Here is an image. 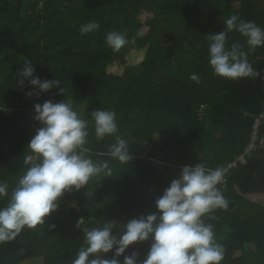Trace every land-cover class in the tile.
<instances>
[{"label": "trees", "instance_id": "16d2710c", "mask_svg": "<svg viewBox=\"0 0 264 264\" xmlns=\"http://www.w3.org/2000/svg\"><path fill=\"white\" fill-rule=\"evenodd\" d=\"M233 14L264 28V0H0V182L9 193L0 207L7 206L31 166L24 160L41 127L33 119L36 103L70 102L89 121L85 155L112 169L111 177H93L79 191L65 193L45 225L25 227L0 243V264H72L86 246L84 229L108 220L122 225L154 212L155 199L186 164L223 169L243 154L264 106V46L249 51L245 37L229 33L228 46L240 44L259 75L231 80L213 72L210 36L223 31V21ZM91 21L99 28L82 35L80 26ZM111 31L128 39L119 51L106 44ZM128 44L143 50L142 64L126 67L122 75L109 73L110 65L124 61ZM183 54L190 55L195 70L174 73ZM25 60L42 81L61 84L26 95L38 89L27 80L23 87L18 83ZM99 108L115 112L116 135L131 151L129 164L108 155L115 136L96 138L90 114ZM216 129L222 130L219 137ZM259 136L264 139V123ZM145 144L149 149L141 156ZM219 188L228 207L205 222L223 246L221 264H264V149L233 167ZM80 217L84 223L77 226ZM149 246V241L132 245L124 255L135 250L143 260Z\"/></svg>", "mask_w": 264, "mask_h": 264}, {"label": "clouds", "instance_id": "9594fccd", "mask_svg": "<svg viewBox=\"0 0 264 264\" xmlns=\"http://www.w3.org/2000/svg\"><path fill=\"white\" fill-rule=\"evenodd\" d=\"M223 31L211 34L208 48L209 64L216 75L237 80L259 75L248 61L242 46H228V34L236 31L246 38L249 51L264 46V28L253 21H246L237 14L223 21ZM95 21L80 26V33L96 31ZM108 47L119 51L128 43L124 33L111 31L106 34ZM28 60L18 71V83L24 81L38 89L26 95L47 93L58 87L59 80H41ZM190 79L199 83V77ZM63 93V88H59ZM2 109V107H0ZM33 119L39 127L27 148L29 155L24 163L31 164L11 192L6 207H0V243L11 241L25 227L45 225L46 218L59 208L65 193L79 191L93 177H111L107 161L95 162L85 153L89 150L88 120L79 116L70 102L54 103L46 100L33 105ZM97 139L115 136L108 155L121 164L132 160L128 143L116 135L118 124L114 111L97 109L90 114ZM224 179L222 169H210L203 162L184 165L170 181L163 193L154 201L155 211L132 218L122 225L117 221L105 222L101 227L84 229L85 247H82L72 264H221L223 246L217 243L213 226L205 222L216 209H226L228 201L218 187ZM9 196L8 185L0 182V199ZM84 223L83 217L77 226ZM49 229L55 225H49ZM114 229L117 230L114 232ZM150 242L143 260L133 250L124 255L130 246ZM112 253L108 258V254ZM123 256L121 260L120 257Z\"/></svg>", "mask_w": 264, "mask_h": 264}, {"label": "rangeland", "instance_id": "374dc122", "mask_svg": "<svg viewBox=\"0 0 264 264\" xmlns=\"http://www.w3.org/2000/svg\"><path fill=\"white\" fill-rule=\"evenodd\" d=\"M143 19L146 17V14H144ZM202 28L205 29V25H202ZM127 54L126 57L124 58V61H118L113 63L112 65L109 66L108 68V72L114 75H122L124 72V69L126 67L129 66H134L135 68H137L138 66H140V64H142V59H143V50H139L137 48H135L134 45L132 44H128L127 45ZM180 62L179 63H175V67L172 71H174V73H178L180 71V73L182 72L181 69L187 73L189 72H193L195 70V64L191 62V57L190 55H180ZM172 71L170 70V72L172 73ZM157 79H159V75H157ZM215 136L219 137L220 133L222 132L221 129H216L215 131H213ZM165 138L162 136H158L156 137V140L158 141H162ZM149 149V145H143L142 150H141V156H146L147 151ZM158 168H160V165L158 166ZM117 231V230H116ZM236 255L238 256L239 253H236ZM21 264H41L39 261H35V260H30V261H25L22 262Z\"/></svg>", "mask_w": 264, "mask_h": 264}, {"label": "built area", "instance_id": "2783aa9c", "mask_svg": "<svg viewBox=\"0 0 264 264\" xmlns=\"http://www.w3.org/2000/svg\"><path fill=\"white\" fill-rule=\"evenodd\" d=\"M263 82H264V70H263ZM263 123H264V106H263L261 113L254 120V124L252 126V133L250 136V141L248 145L246 146V148L244 149L243 154L237 157L233 162L227 164L222 169L224 172V179L221 184H223L226 181V176L233 167H235L238 163H245L247 156L256 153L260 149H264V139H260V136H259L260 129ZM220 185H218V187ZM128 254H130V252H128ZM120 259L122 260L123 257Z\"/></svg>", "mask_w": 264, "mask_h": 264}]
</instances>
